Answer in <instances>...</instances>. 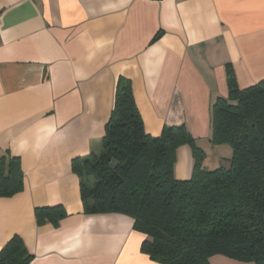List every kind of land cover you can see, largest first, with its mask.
<instances>
[{"label":"crops","instance_id":"1","mask_svg":"<svg viewBox=\"0 0 264 264\" xmlns=\"http://www.w3.org/2000/svg\"><path fill=\"white\" fill-rule=\"evenodd\" d=\"M229 67L240 89L264 80V0H0V158L19 157L24 173V190L0 198V251L19 235L31 264H159L132 217L84 212L72 162L101 154L126 78L148 135L186 126L203 169L228 168L210 108ZM193 172L184 145L176 179ZM54 206L67 217L39 225L35 210Z\"/></svg>","mask_w":264,"mask_h":264},{"label":"trees","instance_id":"2","mask_svg":"<svg viewBox=\"0 0 264 264\" xmlns=\"http://www.w3.org/2000/svg\"><path fill=\"white\" fill-rule=\"evenodd\" d=\"M228 95L210 108L212 145H228V168L203 169L206 153L186 126L145 131L132 83L120 78L100 155L76 158L81 201L88 214L120 213L147 236L142 253L159 264H212L222 256L264 264V80L240 89L227 72ZM190 146L191 179H176L178 149ZM24 190L19 157L0 158V198ZM39 225L67 217L63 206L37 208ZM33 254L15 235L0 251V264H31Z\"/></svg>","mask_w":264,"mask_h":264},{"label":"rangeland","instance_id":"3","mask_svg":"<svg viewBox=\"0 0 264 264\" xmlns=\"http://www.w3.org/2000/svg\"><path fill=\"white\" fill-rule=\"evenodd\" d=\"M212 264H255L253 262H239L232 259H228L226 257L217 256L215 259L211 258Z\"/></svg>","mask_w":264,"mask_h":264}]
</instances>
